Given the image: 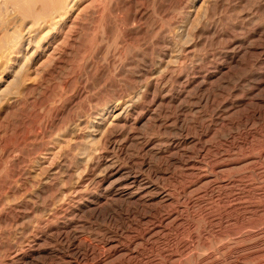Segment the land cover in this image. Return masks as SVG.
<instances>
[{
	"label": "rangeland",
	"instance_id": "obj_1",
	"mask_svg": "<svg viewBox=\"0 0 264 264\" xmlns=\"http://www.w3.org/2000/svg\"><path fill=\"white\" fill-rule=\"evenodd\" d=\"M61 1L0 0V264H264V0Z\"/></svg>",
	"mask_w": 264,
	"mask_h": 264
},
{
	"label": "bare ground",
	"instance_id": "obj_2",
	"mask_svg": "<svg viewBox=\"0 0 264 264\" xmlns=\"http://www.w3.org/2000/svg\"><path fill=\"white\" fill-rule=\"evenodd\" d=\"M3 4L6 2H10L12 3L21 13L22 15L24 16H27V15H32L33 12H32V7L33 5L35 4V2H38L40 0H2ZM48 1H52V2H58V1H61V0H48ZM64 2V1H63ZM69 2V1H68ZM61 4H62V1H61ZM60 6V5H59ZM64 8V6H63ZM4 10V9H3ZM34 10V8H33ZM66 10V9H65ZM1 6H0V13H1ZM40 15V14H39ZM34 20V19H33ZM54 24V23H53ZM4 28V27H3ZM2 28V29H3ZM5 30V29H3ZM4 32V31H3ZM6 32V31H5ZM168 218L167 216L164 217V216H161L160 219H158L159 221L158 222H152L149 224V226L144 230V235H149V238H154L155 236H158L159 233H162V231L164 232V228L166 226H168L170 223L168 222ZM149 221V222H150ZM156 221V220H155ZM148 222V223H149ZM166 222H168L169 224H167ZM163 223H165L163 225ZM175 223V222H173ZM117 245V244H116ZM116 245H112V246H116ZM111 246V245H110ZM111 248L109 247V250ZM117 249V248H116ZM114 252V251H113ZM107 256V255H106ZM130 257V256H128ZM94 258V257H93ZM129 261V260H128ZM87 262V261H86ZM127 262V261H126Z\"/></svg>",
	"mask_w": 264,
	"mask_h": 264
}]
</instances>
